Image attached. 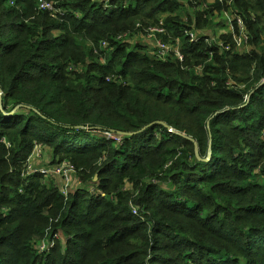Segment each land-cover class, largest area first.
I'll return each instance as SVG.
<instances>
[{
    "label": "trees",
    "instance_id": "trees-1",
    "mask_svg": "<svg viewBox=\"0 0 264 264\" xmlns=\"http://www.w3.org/2000/svg\"><path fill=\"white\" fill-rule=\"evenodd\" d=\"M14 1L0 0V264H264V0L235 3L248 54L213 40L207 0H50L62 19ZM164 15L183 62L123 39ZM38 145L75 166L69 195L23 176Z\"/></svg>",
    "mask_w": 264,
    "mask_h": 264
},
{
    "label": "built area",
    "instance_id": "built-area-1",
    "mask_svg": "<svg viewBox=\"0 0 264 264\" xmlns=\"http://www.w3.org/2000/svg\"><path fill=\"white\" fill-rule=\"evenodd\" d=\"M15 1L11 0V4ZM57 1L50 0H38V8L43 11L49 12L52 16L56 17L58 15L64 16L66 14L65 10L57 6ZM220 4V8L214 9L212 19L217 20L223 24V30H225L226 35H229L233 39V44L231 42L225 43L221 39L212 35L214 41L221 45L226 51H234L238 54H243L248 52L251 48L250 39L251 32L246 22L245 17L240 13L238 8L235 6L236 0H207V4ZM165 16L156 25H150L144 31L146 33V38L156 40L155 52L151 54L158 60L166 61L172 54L177 57L181 62L184 61V54L181 49V44L179 41L176 43L167 44L157 39L158 35L165 34L168 32L165 23ZM185 34L190 38L192 42L201 39L200 36L194 31L185 30ZM107 42H102V47H107ZM201 72V69H198ZM120 141V139L118 140ZM61 167L57 168V174L61 175L68 182L71 181V177L76 173L75 166L67 160L60 163ZM56 174V173H53ZM77 186V185H76ZM62 189V188H61ZM62 191V190H61ZM64 195V191H62ZM68 195V194H67ZM136 213V210H133Z\"/></svg>",
    "mask_w": 264,
    "mask_h": 264
},
{
    "label": "rangeland",
    "instance_id": "rangeland-1",
    "mask_svg": "<svg viewBox=\"0 0 264 264\" xmlns=\"http://www.w3.org/2000/svg\"><path fill=\"white\" fill-rule=\"evenodd\" d=\"M65 1H72V0H65ZM62 2H63V0L59 1V3H62ZM245 6L250 7V3H247ZM54 18L55 19H62L63 16L58 15ZM140 24H141V22L139 21L137 23L136 27ZM142 34L135 35V37L133 39H132V36H124L126 38H123V39L134 41V43L136 41L139 44H141V43L145 44L147 42L148 44H145V45H147L146 49H149V50H143L142 49V51L143 52L151 51L154 53L156 40L154 39L151 41L150 39H147L146 36H144ZM157 39L161 40L162 42L167 43V44H171L174 41L173 36L169 32H167L165 34L158 35ZM259 49H261V51L263 52L264 51V44ZM250 52H248V53H250ZM241 75L242 74L239 70L238 73L236 74V77L238 78ZM234 79L235 78L233 77L231 80H234ZM59 156L60 155H55V153L53 152V149L49 146H42V145L35 146L34 149L32 150V153L30 154L28 160L24 164L23 176H24V174L26 175V177L31 175V173H32L31 171H40L42 177H40L39 179L42 183H44L48 186H50V185L57 186V187H59L60 191L62 190V191H64V193H66V195L67 194L69 195V193L74 191L76 188V184H75L76 173L72 175L71 181L69 180V182L66 179H64L61 175L57 174V172H56L57 168L61 167L60 164H58L60 162H57L59 159ZM53 173H56V174H53ZM126 186L131 187V188L133 187L132 184H130V183H128ZM90 189L95 190L96 187H95V189H94V187H90ZM60 236L63 237L62 234L59 236L57 235L55 238H53L52 242H54V240H56V239H60Z\"/></svg>",
    "mask_w": 264,
    "mask_h": 264
},
{
    "label": "crops",
    "instance_id": "crops-1",
    "mask_svg": "<svg viewBox=\"0 0 264 264\" xmlns=\"http://www.w3.org/2000/svg\"><path fill=\"white\" fill-rule=\"evenodd\" d=\"M222 28H223V24L221 22H219L217 20H213V26L211 27V34L216 36L219 39H222L224 36H228V35H226L225 30H223ZM145 44H148V43L146 42ZM251 49H252V47L250 48V50L248 52H250ZM149 52L151 53V51H149ZM248 52H245V54H248Z\"/></svg>",
    "mask_w": 264,
    "mask_h": 264
},
{
    "label": "water",
    "instance_id": "water-1",
    "mask_svg": "<svg viewBox=\"0 0 264 264\" xmlns=\"http://www.w3.org/2000/svg\"><path fill=\"white\" fill-rule=\"evenodd\" d=\"M145 128H146V127H145ZM145 128H144V129H145ZM144 129H143V130H144ZM85 130L89 131V130H91V129H89V128H85Z\"/></svg>",
    "mask_w": 264,
    "mask_h": 264
}]
</instances>
